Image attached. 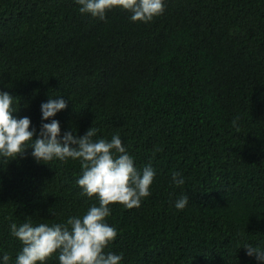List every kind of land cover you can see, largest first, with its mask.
<instances>
[{
    "label": "trees",
    "instance_id": "obj_1",
    "mask_svg": "<svg viewBox=\"0 0 264 264\" xmlns=\"http://www.w3.org/2000/svg\"><path fill=\"white\" fill-rule=\"evenodd\" d=\"M129 15L0 0V90L37 128L41 103L62 95V132L119 133L137 168L152 164L141 206L112 205L118 235L105 251L121 264H258L237 244L264 246V0H166L151 22ZM31 151L0 160V251L11 264L21 249L11 222L59 223L94 202L76 185L79 161L37 163ZM177 170L183 188L170 182Z\"/></svg>",
    "mask_w": 264,
    "mask_h": 264
},
{
    "label": "clouds",
    "instance_id": "obj_2",
    "mask_svg": "<svg viewBox=\"0 0 264 264\" xmlns=\"http://www.w3.org/2000/svg\"><path fill=\"white\" fill-rule=\"evenodd\" d=\"M73 3L82 15L101 21L106 20L107 12L119 8L130 13L132 22L148 23L161 16L166 8V0H73ZM67 104L62 95H49L40 105L39 128L30 127V117L14 115L18 111L15 97L0 90V160L15 159L31 148L30 154L37 163L79 161L76 185L81 196L94 201L83 214L68 216L63 222L34 223L31 218L20 224L11 222L9 234L21 244L15 264H47L53 255L58 264H121L122 253L105 251L118 235L117 228L108 222L112 205L139 208L151 195L156 170L150 162L137 168L119 133L108 139L98 136L99 130L92 126L83 135L74 134L73 129L62 132L59 120L54 117ZM238 119H233L234 126ZM160 150L156 148L153 156ZM170 182L183 188L186 180L177 170L171 172ZM188 202L185 192L171 205L182 211ZM241 246L258 264H264V246L238 242L237 247ZM11 259L8 252L0 251V264H11Z\"/></svg>",
    "mask_w": 264,
    "mask_h": 264
}]
</instances>
